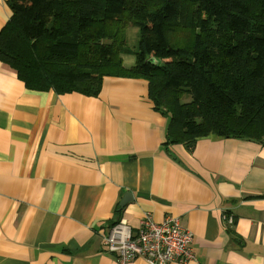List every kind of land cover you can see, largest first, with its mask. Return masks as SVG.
Here are the masks:
<instances>
[{
	"label": "crops",
	"instance_id": "0c3cea01",
	"mask_svg": "<svg viewBox=\"0 0 264 264\" xmlns=\"http://www.w3.org/2000/svg\"><path fill=\"white\" fill-rule=\"evenodd\" d=\"M168 124L144 79L57 95L28 89L0 62V264H116L103 236L146 215L193 234L188 264H264V142L209 136L189 152L164 145Z\"/></svg>",
	"mask_w": 264,
	"mask_h": 264
},
{
	"label": "trees",
	"instance_id": "16d2710c",
	"mask_svg": "<svg viewBox=\"0 0 264 264\" xmlns=\"http://www.w3.org/2000/svg\"><path fill=\"white\" fill-rule=\"evenodd\" d=\"M8 4L0 62L28 89L97 97L106 77L144 79L154 109L169 117L166 147L192 152L209 136L264 142V0ZM129 27L139 30L136 50Z\"/></svg>",
	"mask_w": 264,
	"mask_h": 264
},
{
	"label": "built area",
	"instance_id": "2783aa9c",
	"mask_svg": "<svg viewBox=\"0 0 264 264\" xmlns=\"http://www.w3.org/2000/svg\"><path fill=\"white\" fill-rule=\"evenodd\" d=\"M228 227L234 226V218L225 215ZM193 234L179 219L166 217L155 223L149 215L134 229L125 220H119L103 236L102 245L113 254L116 264H129L137 258L148 264H188L196 260L192 249Z\"/></svg>",
	"mask_w": 264,
	"mask_h": 264
},
{
	"label": "rangeland",
	"instance_id": "374dc122",
	"mask_svg": "<svg viewBox=\"0 0 264 264\" xmlns=\"http://www.w3.org/2000/svg\"><path fill=\"white\" fill-rule=\"evenodd\" d=\"M125 37L126 40L128 42V46L132 49V50H136L138 48L139 45V30L137 28L134 27H129L128 29H126L125 31ZM127 59H129L127 57ZM189 97L184 96L183 98V102L188 101Z\"/></svg>",
	"mask_w": 264,
	"mask_h": 264
},
{
	"label": "water",
	"instance_id": "95a60500",
	"mask_svg": "<svg viewBox=\"0 0 264 264\" xmlns=\"http://www.w3.org/2000/svg\"><path fill=\"white\" fill-rule=\"evenodd\" d=\"M123 202H124V201H123ZM123 202L121 203V207H122V206H123V204H124Z\"/></svg>",
	"mask_w": 264,
	"mask_h": 264
}]
</instances>
